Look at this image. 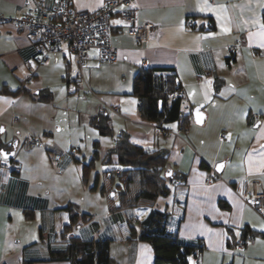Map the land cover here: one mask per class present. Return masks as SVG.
I'll use <instances>...</instances> for the list:
<instances>
[{
    "label": "crops",
    "instance_id": "1",
    "mask_svg": "<svg viewBox=\"0 0 264 264\" xmlns=\"http://www.w3.org/2000/svg\"><path fill=\"white\" fill-rule=\"evenodd\" d=\"M53 1L0 0V13L15 16L27 3L50 6ZM106 1L71 0V5L96 9ZM133 8L138 21L155 24L149 41L139 42L128 35L126 24L114 14V60L99 61L91 50L79 65L63 43L48 64L35 65L30 81L26 63L33 61L35 47L11 21L0 24V87L28 90L17 95L0 93V150L14 149L8 160L16 167L0 166V264L25 260L69 264L49 259L50 246H59V233L69 222L68 203L91 213L97 224H82L72 234L111 237L109 250L116 264H153L151 245L128 238L127 219L137 210H115L108 190L99 187L100 176L94 188V179L93 183L89 175L83 179L82 166L88 160L86 154L80 157L74 142L82 139L76 126L83 105L101 152L112 141L110 135L109 142L103 141L106 135L99 133L101 114L108 115L113 135L124 130L134 143L168 150V168L185 178L170 184L169 193L158 196L152 207L169 212L167 227L180 239L201 241L199 264H223L230 259L229 264H264L263 237L242 245L236 242L246 224L264 232V217L245 201L242 192L253 180L264 189V40L259 35L264 0H134ZM208 17L213 27L208 28ZM144 66L175 71L183 87L184 113L201 105L205 123L223 111L213 132L203 128L193 135L190 125L182 130L176 121L162 130L143 119L132 85L135 73ZM39 90L49 91V98H36ZM74 97L81 98L80 105ZM113 105L117 110H111ZM28 133L38 135L41 143L25 150L21 143ZM211 137L217 140L215 150ZM58 153L62 158L52 162ZM219 163L222 167L217 172ZM219 201L228 207H220ZM150 208L136 217H144Z\"/></svg>",
    "mask_w": 264,
    "mask_h": 264
},
{
    "label": "trees",
    "instance_id": "2",
    "mask_svg": "<svg viewBox=\"0 0 264 264\" xmlns=\"http://www.w3.org/2000/svg\"><path fill=\"white\" fill-rule=\"evenodd\" d=\"M52 4L46 7L50 8ZM262 20L264 23V10ZM208 23V28L213 27L211 17H208ZM132 86V94L137 98L140 116L155 123L157 128H165L166 124L176 121L178 127L184 130L192 122L190 111L184 113L181 109L183 87L172 68L140 67L133 77ZM25 92H28L25 87L15 89H10L6 85L0 87V93L17 95ZM35 95L36 98L46 99L50 93L47 90H39ZM97 126L101 135L111 136L112 144L101 152L98 141L93 142L92 154L82 166L83 179L87 174V168H91L96 160H100L101 163H114L116 166L108 169V178L112 180L117 178L119 182L115 184L117 187L113 189L112 194L108 195L113 200L117 194V200H114L115 210L125 208L142 210L151 207L142 218L133 215L128 217V238H138L151 245L154 252L153 264H192L189 256L195 248L202 251L201 241L189 242L180 239L167 227L169 212L152 207L158 196L169 193L170 184L173 185L170 182L171 178H185V175L168 168V150L134 143L124 130L117 132L115 138L112 137L113 129L107 114L100 115ZM168 172L171 175H167ZM97 176L99 172L95 174L92 188L96 186ZM100 189L108 190L104 188V184ZM218 204L223 208L228 207L223 201H219ZM65 209L69 213V222L63 225L59 233V246H50L49 259L65 260L69 264H116L109 250L111 237L99 235L81 238L72 234L77 227L91 222L93 215L80 211L72 203H68ZM93 223L97 227L96 221H92ZM227 231L230 233L231 230L227 228ZM256 236L264 238V232L246 224L241 228L240 238L236 239V242L238 243L240 239L244 244ZM23 264H33V260H25Z\"/></svg>",
    "mask_w": 264,
    "mask_h": 264
},
{
    "label": "built area",
    "instance_id": "3",
    "mask_svg": "<svg viewBox=\"0 0 264 264\" xmlns=\"http://www.w3.org/2000/svg\"><path fill=\"white\" fill-rule=\"evenodd\" d=\"M134 0H107L96 9H77L71 5V0H54L50 8L40 3L24 5V10L15 16H4L0 13V24L11 21L15 27L23 31L31 45L35 47L33 61H27V80L35 75L36 64H48L50 55L58 51L64 43L67 49L76 57L78 64H83L88 58L89 52L95 50L99 61H112L116 58V49L112 45L111 38L113 25L111 16L117 15L125 24L126 32L139 42H147L151 39L155 24L151 20L138 21L133 8ZM233 47L230 46V49ZM116 110L117 106L110 107ZM259 118V115H256ZM41 143L38 135L26 134L21 146L29 150ZM72 154L75 149L70 150ZM62 158V153L53 156L52 162ZM0 166L16 168L5 158H0ZM59 170L62 167L58 168ZM173 184H178L175 177L170 179ZM243 197L247 203L254 207L264 217V189L257 185L256 181H250L248 187L243 186ZM242 245V240H238ZM201 251L195 248L189 256L192 264L200 263Z\"/></svg>",
    "mask_w": 264,
    "mask_h": 264
},
{
    "label": "rangeland",
    "instance_id": "4",
    "mask_svg": "<svg viewBox=\"0 0 264 264\" xmlns=\"http://www.w3.org/2000/svg\"><path fill=\"white\" fill-rule=\"evenodd\" d=\"M72 57H74V55ZM73 101L75 103H77L78 105H80L81 98L74 97ZM79 109H80V107H79ZM207 109L209 111L213 110V108L209 107V106H207ZM86 110H87V107L85 105H83L82 111L79 112V119H81V120L78 123V125L76 126V129H78V133H77V131H73V133L79 134V132H81L82 139L79 140V139L76 138L77 140L74 139V142H76L77 145L79 146L80 157H82L83 154H86V159L85 160H89V158H90V156L92 154L91 147H92L93 141H94V139L96 137H94L95 128L92 127V125H90V123H89L90 115L86 113ZM221 113H224V112L221 111V110L218 111V112H215L214 115H213V119L209 118V120H207V122H205V123H202V124H195V123L189 124L190 125V131H192L193 135H195V134H199L201 131H203V128H208V131H209L208 133H212L213 132V127L218 125L216 119L220 118V115H223ZM227 116H229V115L227 114ZM189 125L186 128H188ZM77 134L76 135L73 134V137L77 136ZM208 135H210V134H208ZM189 136H191V134ZM112 137H115V135H112ZM109 138L110 137H108V135L103 136V141L109 142L110 141ZM211 139H212L211 140V142H212L211 149L214 148V150H215L216 149L215 147H216L217 140L214 137H211ZM111 140H112V138H111ZM201 140H203V139L200 138L199 142H201ZM170 141L171 140L169 139V141L167 143H168V146L171 147ZM110 144H112V141H110ZM114 166H116V165H114V163H101L100 160H96L91 168H87V174L86 175H89V180L92 183H93V179L95 177V174L97 172H99V176H100L99 177L100 178L99 179L100 180V186L99 187H101V183L103 182V179H104V188L108 189L109 195L112 194L113 189H115L117 187L115 184L117 182H119V181H118L117 178H115L113 180L109 179L108 178L109 177V171L108 170L106 171L104 169H111L112 167L114 168ZM102 170H104V171H102ZM113 199L115 201L117 200V194L113 197ZM136 209H137V214L136 215H138L139 213L141 214L143 209L142 210H138L139 208H136ZM258 214L260 215V213H258ZM132 215L136 216L135 214H132ZM260 216L263 219V216L262 215H260ZM100 222L104 223V221L102 219H100ZM237 255H238V250L236 251L234 257H236ZM231 260L232 259L227 260L223 264H229ZM208 264H220V263L219 262L218 263L210 262Z\"/></svg>",
    "mask_w": 264,
    "mask_h": 264
},
{
    "label": "water",
    "instance_id": "5",
    "mask_svg": "<svg viewBox=\"0 0 264 264\" xmlns=\"http://www.w3.org/2000/svg\"><path fill=\"white\" fill-rule=\"evenodd\" d=\"M191 113V118L192 120L196 123V124H202L203 121H204V118H205V114L204 112L202 111V107L201 105H197L195 107L192 108V110L190 111ZM198 113H199V116H198ZM0 152H4V153H7V158H10L13 156L14 154V149H11V150H5V149H1ZM3 157V156H2ZM4 158V157H3ZM221 164L222 163H219L215 166V170L217 172H220L221 171ZM170 172L167 173V175H169Z\"/></svg>",
    "mask_w": 264,
    "mask_h": 264
},
{
    "label": "snow or ice",
    "instance_id": "6",
    "mask_svg": "<svg viewBox=\"0 0 264 264\" xmlns=\"http://www.w3.org/2000/svg\"><path fill=\"white\" fill-rule=\"evenodd\" d=\"M203 10V9H201ZM115 23H119V21H116ZM261 31L259 32V35L261 37L262 40H264V24H260L259 25ZM250 38H251V34H250ZM262 47H264V43L261 44ZM198 116H199V113H198ZM7 153H4V152H0V156H3L5 159L7 158ZM222 167V166H220ZM169 175H171V173H169Z\"/></svg>",
    "mask_w": 264,
    "mask_h": 264
},
{
    "label": "bare ground",
    "instance_id": "7",
    "mask_svg": "<svg viewBox=\"0 0 264 264\" xmlns=\"http://www.w3.org/2000/svg\"><path fill=\"white\" fill-rule=\"evenodd\" d=\"M3 158V157H2ZM6 159H8V158H6Z\"/></svg>",
    "mask_w": 264,
    "mask_h": 264
},
{
    "label": "flooded vegetation",
    "instance_id": "8",
    "mask_svg": "<svg viewBox=\"0 0 264 264\" xmlns=\"http://www.w3.org/2000/svg\"><path fill=\"white\" fill-rule=\"evenodd\" d=\"M6 150V149H5Z\"/></svg>",
    "mask_w": 264,
    "mask_h": 264
}]
</instances>
